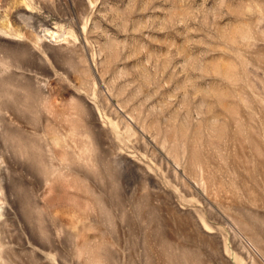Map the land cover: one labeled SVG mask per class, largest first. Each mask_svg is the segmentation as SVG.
Segmentation results:
<instances>
[{"label": "rangeland", "instance_id": "1", "mask_svg": "<svg viewBox=\"0 0 264 264\" xmlns=\"http://www.w3.org/2000/svg\"><path fill=\"white\" fill-rule=\"evenodd\" d=\"M0 264H264V0H0Z\"/></svg>", "mask_w": 264, "mask_h": 264}, {"label": "bare ground", "instance_id": "2", "mask_svg": "<svg viewBox=\"0 0 264 264\" xmlns=\"http://www.w3.org/2000/svg\"><path fill=\"white\" fill-rule=\"evenodd\" d=\"M47 31H50L49 29L47 30ZM45 32V31H44ZM46 33V35L49 33H47V32H45ZM54 33V32H53ZM50 34H52L51 32H50ZM53 35V34H52ZM52 35H49L48 37H51ZM55 35V34H54ZM51 38H53V36L51 37ZM55 40V39H54Z\"/></svg>", "mask_w": 264, "mask_h": 264}]
</instances>
